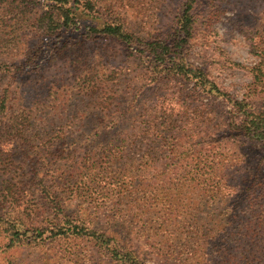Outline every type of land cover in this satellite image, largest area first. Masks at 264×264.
Instances as JSON below:
<instances>
[{
	"label": "trees",
	"instance_id": "trees-1",
	"mask_svg": "<svg viewBox=\"0 0 264 264\" xmlns=\"http://www.w3.org/2000/svg\"><path fill=\"white\" fill-rule=\"evenodd\" d=\"M31 1L35 5L44 4L45 11L32 23L38 34L34 44L37 49L29 61L37 56L44 37H60L70 30L80 29L86 21L88 40L111 38L127 46L130 53L146 62L152 84L163 77L192 79L201 91L222 96L231 106L226 128L219 134L222 139L237 141L244 137L264 144V110L254 111L251 105L253 96L264 97V58L250 69L254 80L249 85V94L242 100L221 90L203 69L194 67L187 60L186 53L198 22L195 9L201 0L183 1L172 28L163 34L146 37L129 31L119 17L106 19L100 15V0H0V12L5 15L23 13L24 3ZM213 15L214 8L209 12V22ZM247 33L255 48L257 30L251 28ZM19 71L20 67L14 62L0 63V72L10 79L0 86V124H4L7 132L35 142L41 140L42 135L36 129L37 99L30 106L24 105L16 114L10 105L15 99L12 81L24 74V70ZM155 106L130 105L125 111L133 115L142 110L143 121H126L124 126L113 124L115 138L108 144L100 143L83 156L58 162L54 164L52 175L48 169L36 180L35 191H40L52 217L41 216L34 205L24 208L22 213L19 207L24 205V191L9 178L0 196L2 264H21L23 250L27 247L44 250L46 259L52 253L54 241L64 242L62 251L71 264L92 258V251L97 264H150L135 250L130 237L141 241L150 254L173 264H205L209 262V256L222 264H256L260 261L258 249L264 251V173H261L263 176L256 174L247 189V216H233L235 218H231L222 230L219 227L210 235L209 225L202 231L200 221L187 220L183 216V204L187 198L197 202L209 199L210 195L214 198L225 193L229 195L228 183L218 179H222L218 174L222 162L220 154L215 150L204 153L203 149H196L195 142L189 148L177 150L181 129L191 130L187 126L189 121H182L181 127L176 122L178 119L172 118L176 116L174 108L160 103ZM62 125L63 122L58 128L52 127L54 136L47 140L66 133L65 129H60ZM47 131L45 129L43 133ZM165 148L171 153L165 155ZM136 153H141L138 159ZM163 158L168 161L162 174L169 176L157 183L143 180L142 176ZM0 161L3 172L10 162L3 160L1 152ZM238 172L237 166L235 173ZM46 174L54 184L50 179L46 180ZM67 195L78 200L79 209L73 213L67 212L63 202ZM109 202L118 206L113 216L130 222L129 236L112 229H101L91 218L89 212L93 205L102 208ZM183 227L187 231H183ZM191 242L196 244L195 247L190 246Z\"/></svg>",
	"mask_w": 264,
	"mask_h": 264
},
{
	"label": "rangeland",
	"instance_id": "rangeland-1",
	"mask_svg": "<svg viewBox=\"0 0 264 264\" xmlns=\"http://www.w3.org/2000/svg\"><path fill=\"white\" fill-rule=\"evenodd\" d=\"M183 1L100 0L98 6L104 18L119 17L129 31L146 37L163 34L172 28ZM24 6L23 13L17 15L0 12V63L14 62L20 67L18 73L24 70V74L12 81L15 99H11L10 105L16 114L24 105L30 106L37 99L36 129L42 135L41 140L29 142L28 138L7 132L4 124H0V152L3 160L10 162L9 167L16 168L8 167L4 173L0 171V196L10 178L24 191V205L19 207L22 213L24 208L34 205L41 216L52 217L40 191H35L36 180L48 169L52 175L54 164L66 162L73 156H83L100 143L108 144L115 138L113 124L124 126L126 121H143L142 110L133 115L125 111L130 105L155 108L160 103L174 108L176 116L172 118L178 119L176 122L181 127L180 123L189 121L187 126L191 130L181 129L177 150L189 148L195 142L196 149H203L204 153L218 152L222 160L218 172L222 179H218L227 182L229 187V195L225 193L217 198L210 195L209 199L197 202L187 198L183 216L187 220L200 221L202 231L209 225L210 235L219 227L222 230L231 218H235L233 216L249 214H245V195L255 175L263 176L264 144L244 137L237 141L220 137L231 112V106L222 96L201 91L192 79L163 77L152 84L146 62L130 53L127 46L111 38L88 40L86 21L80 29L70 30L60 37H44L37 56L29 61L37 49L34 44L38 34L32 23L43 14L45 6L35 5L33 1L25 2ZM213 8L215 15L209 22V12ZM195 12L198 22L186 53L188 62L203 69L234 99H244L254 80L250 69L264 58V0H201ZM251 28L257 30L255 48L247 33ZM9 80L0 72V86ZM251 105L254 111H263L264 97L253 96ZM177 110L184 113L179 114ZM62 122L60 129H65L66 133L47 140L54 136L52 127L58 128ZM45 129L48 131L43 133ZM29 134L35 136L34 132ZM170 153V149H164L165 155ZM140 154L136 153L135 158L138 159ZM167 161V158L160 159L142 176L143 180L157 183L169 176L162 174ZM237 166L239 172L235 173ZM47 178L54 184L46 174ZM70 197H64L63 202L67 212L73 213L79 205L77 198ZM114 202L102 208L93 205L89 212L91 218L101 229H112L129 236L130 222L113 216L118 207ZM182 230L187 231V228ZM130 238L135 250L141 252L148 263L173 264L150 254L141 241ZM63 244L54 241L52 253L46 259L44 250L27 247L23 250L21 264H71L62 251ZM195 245L190 243L192 247ZM3 247L0 242V264ZM258 250L260 261L256 264H264L261 256L264 251ZM93 252L92 258L86 257L80 264H97ZM205 264L222 263L209 256V262Z\"/></svg>",
	"mask_w": 264,
	"mask_h": 264
}]
</instances>
